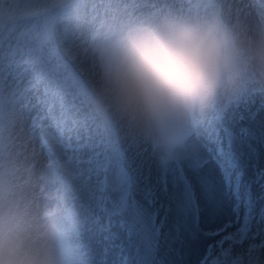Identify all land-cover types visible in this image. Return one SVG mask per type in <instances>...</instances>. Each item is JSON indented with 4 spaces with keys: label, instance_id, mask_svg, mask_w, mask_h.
Returning a JSON list of instances; mask_svg holds the SVG:
<instances>
[{
    "label": "clouds",
    "instance_id": "1",
    "mask_svg": "<svg viewBox=\"0 0 264 264\" xmlns=\"http://www.w3.org/2000/svg\"><path fill=\"white\" fill-rule=\"evenodd\" d=\"M84 98L102 126L181 159L192 134L249 92L264 93V16L224 0H160L93 33ZM0 264H69L55 228L0 208Z\"/></svg>",
    "mask_w": 264,
    "mask_h": 264
},
{
    "label": "rangeland",
    "instance_id": "2",
    "mask_svg": "<svg viewBox=\"0 0 264 264\" xmlns=\"http://www.w3.org/2000/svg\"><path fill=\"white\" fill-rule=\"evenodd\" d=\"M252 1L259 4L264 13V0ZM159 2L160 0H62L59 3L56 0H0V208L5 205L8 207L5 201L8 198L20 205L19 215L44 227L55 228L60 234V228L64 224L58 218L57 221L47 222L42 218L49 213V208L47 204L46 207L40 204L43 199L39 195L40 191L35 190V183L37 177L47 179L52 175L59 180L57 183L61 186V180L52 166L53 163L61 165L79 199L77 218L74 217L71 226L73 240L81 250L80 256L76 258L77 264H97L98 260L105 257V241L99 231L100 222L105 216V196L111 193L116 178L122 177L126 168L118 163L112 130L102 126L86 105L85 87L78 77L86 74L89 62L78 54L73 36L80 38L77 40L80 51L87 47L85 39L89 38L92 42L93 33L102 25L118 17H135L157 7ZM83 4L88 5L89 10ZM224 4L227 6L231 3L224 0ZM53 8H58L59 11L50 13ZM248 12L253 14L252 11ZM54 16L58 20L60 47L75 60V63L72 62L74 66L56 58L52 44L48 43ZM37 73L41 74L40 85L34 80ZM21 84L29 90L35 85L43 90L42 97L38 93L39 113L44 109L49 110V105L53 103H64L65 107L61 108V112H66V118L63 119L67 122L61 124L58 118L62 114H57L54 120H36L28 126L25 113L19 114L15 108L14 97L17 91L20 92ZM254 99L264 101V93L249 92L227 110L210 118L215 123L219 122L239 106ZM32 108L33 105H29L27 110ZM202 129L198 133L203 135ZM70 131L73 133L72 139L69 137ZM22 132L32 137V144L35 143L39 150L46 145L53 154L54 162L49 163L46 153H43L42 165L38 171L28 170L30 165L24 161L25 154H22V142L18 137L23 135ZM58 137L62 139L59 148L54 144ZM122 142L126 147L127 144L131 145L130 139L122 138ZM197 153L190 146L181 159L161 163L153 159L148 147L142 152L130 149L128 165L142 169L145 175L152 176L151 172H154L156 165L167 172L179 170L187 157ZM17 155H21L19 159H16ZM43 166L49 167L46 173ZM164 170L161 169L163 174L161 171L159 174L165 175ZM105 177L108 178V192L104 191ZM49 189L51 197L56 198L57 191L52 187ZM112 203L114 201L109 202ZM61 213L62 207L58 215ZM209 220L211 225H219L221 222L215 217ZM184 252V249L174 250L169 257L170 264H187ZM117 256L118 250L109 243V264ZM236 258L239 260L234 264L239 261V264H246L241 260L240 254Z\"/></svg>",
    "mask_w": 264,
    "mask_h": 264
},
{
    "label": "snow or ice",
    "instance_id": "3",
    "mask_svg": "<svg viewBox=\"0 0 264 264\" xmlns=\"http://www.w3.org/2000/svg\"><path fill=\"white\" fill-rule=\"evenodd\" d=\"M170 176L161 180L129 166L116 178L105 196L99 227L105 257L97 264H109V243L118 250L111 264H170L172 252L195 245L206 234L205 222L228 206L237 214L236 227L224 229L214 262L227 264L237 249L234 233L241 224L246 221L252 232L257 216L264 220V101L247 102L216 122L199 152Z\"/></svg>",
    "mask_w": 264,
    "mask_h": 264
},
{
    "label": "bare ground",
    "instance_id": "4",
    "mask_svg": "<svg viewBox=\"0 0 264 264\" xmlns=\"http://www.w3.org/2000/svg\"><path fill=\"white\" fill-rule=\"evenodd\" d=\"M57 2L61 3L62 0H56ZM229 2L231 3V5L235 6V7H239L242 8L244 11H246L247 13H249L248 11H252L253 14L249 13L252 17H261L264 16L263 11H261V8L259 6V4H257L255 1L252 0H229ZM56 3V2H55ZM146 3V2H145ZM250 3V4H249ZM252 3V4H251ZM54 4V3H53ZM52 4V5H53ZM83 7H85L87 10H89V6L88 5H84ZM54 11V12H53ZM59 11L58 8H53L51 9L50 13H55ZM83 12H86L85 10ZM53 21H56V24L58 25V20L56 19V17H52ZM86 26L88 27L89 25L86 24ZM84 24H83V28L82 31L84 32ZM57 31H58V27H57ZM56 31V32H57ZM58 33V32H57ZM58 38V45L55 48L56 50V56L61 55V56H67V58H69V61L72 63H75V60H73L70 56H68L66 54V52H64V50L62 49V47H60V39H59V34L56 35ZM94 36L92 35L93 39ZM80 38H75L73 36V40L75 42V46L77 48V52L78 54L82 55L83 58L85 59V61H88L86 58V51L89 48L91 42L88 39H85L84 44L87 47H83L80 49V51H78V41ZM49 44H52V39L49 38L48 40ZM73 45H71L72 47ZM55 55V54H53ZM81 56V57H82ZM83 59V60H84ZM77 64V62H76ZM85 76V75H84ZM35 82H37V84L40 85V83L42 82V78H41V74L37 73L34 77ZM20 92L17 91V94L15 95L14 99H16V110L17 113L19 114H23L25 113V119L26 122L28 124V126L32 125V122L34 121H42V122H46L48 119L50 120H54V117L58 115H61L58 120L61 121V124H63L64 122H67V120H64L63 118H66V112H61V108L65 107L64 103L61 102H57L53 103L51 105H49L48 109H44L43 112L40 111V113L38 112L37 106L39 104L38 100V93L39 95L42 97L43 96V90L36 87V85L29 90L28 88H23V85L21 84L19 86ZM251 93V92H250ZM29 105H33V108L31 110H27ZM39 113V114H38ZM41 117V119H40ZM215 124L214 120L209 118L208 121L200 128H198L197 130H195L192 134L191 137V141L188 147L192 146L194 147V149L196 151L199 152L200 147L203 144V139L205 138V134L207 132V130L213 126ZM203 128V129H202ZM201 129L203 130V135L202 133H198L199 131H201ZM104 132V131H102ZM22 136H18L21 139L22 142V148H23V153L25 154V162L29 163V168L38 171V169L41 167L42 165V156L43 153H46L48 160H54L53 154L50 152V149L44 145V147H42V150L36 147V144L33 143L32 144V137L27 135L26 133L22 132ZM105 134V133H104ZM71 139L73 138V133L70 131V136ZM113 139L116 140V142H118L119 145V151L116 152L117 154V159H119L118 163L119 165L121 164L124 168H126V170L128 169L129 165H128V161L129 160V150H137L138 151H143L144 149H147V147L137 141H133L130 139L131 141V145L129 146L127 144V147L125 146L124 142H122V138L121 136L116 132L115 135H113ZM20 143V142H19ZM62 143V139L58 137V141L55 142V146H57V148H59ZM129 149V150H128ZM21 155H17L16 159H19ZM153 156V155H152ZM153 159L154 158L153 156ZM157 167H155V169L153 170L154 172H151L153 175V178H157L159 177L161 180H163V178L165 177V175H162V170H164L161 167H158V165H156ZM45 173L46 171L49 169V167L47 166H43ZM160 168V170H159ZM159 171H161L162 174H159ZM174 170H172L171 172H167L164 170L165 174L169 175V178H171L170 174L173 172ZM42 174V173H40ZM55 177L52 175L49 176V178L47 179H43V177H37L36 183H35V190L36 191H40L39 195L40 197L43 199L40 200V204H43L46 207L47 204V208H49V213L46 215H43V220L44 221H60L61 223L64 222L66 220V214L65 213H61L60 216L58 215L59 213V209H61V207H63V203L65 200V196H63L64 194L62 192H60V190L58 188H55L58 183L57 180L55 181ZM49 187L55 188V190L57 191V197H51L52 194V190L49 189ZM51 191L50 193L48 192L49 190ZM48 193V194H47ZM53 193V192H52ZM74 194V192H73ZM5 201L8 204L9 210L19 214L20 213V205L19 204H14V201L9 200L8 198L5 199ZM45 202V203H44ZM6 208H8L5 205ZM78 210V206L76 209V212ZM64 211V210H62ZM58 218V219H57ZM216 219L219 218V220H221L220 224H216V225H211L210 220L208 219L205 222V227H206V234L204 236L201 237V239L193 246H189V247H185L184 248V256L186 257L187 260V264H214L215 261H217L218 257H219V244L218 242L222 239L224 233V229L227 228L229 232L233 231L234 228L236 227V218H237V214L234 212L233 209H231L230 207L226 206L221 214L217 217H215ZM57 219V220H56ZM257 221H259V223L257 222H253L252 224V232H248L247 231V223L246 221L244 223L241 224L240 228L237 230L236 233H234V239L235 241H237V249L234 252L233 255H231L228 259L227 264H234V262H238L237 260H239L237 257V255H241V253L243 254V260L246 264H264V220H260L259 216H257ZM229 224L232 225V227H229ZM217 230L220 232V235H217L216 232ZM257 230L260 232L259 235H257ZM69 238H72V235H68ZM240 240H244L245 243L242 247H240L238 245V242ZM66 243L69 244V249H70V253L71 256L74 257V260H76V258H78L80 256L81 250L79 248V245L71 240H68ZM210 245H215V247H210ZM240 263V261H239ZM239 263H235V264H239ZM73 264H77L76 262ZM111 264V263H110Z\"/></svg>",
    "mask_w": 264,
    "mask_h": 264
}]
</instances>
